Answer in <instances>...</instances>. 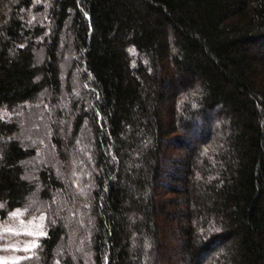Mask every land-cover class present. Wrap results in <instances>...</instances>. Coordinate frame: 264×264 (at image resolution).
<instances>
[{
	"label": "trees",
	"instance_id": "1",
	"mask_svg": "<svg viewBox=\"0 0 264 264\" xmlns=\"http://www.w3.org/2000/svg\"><path fill=\"white\" fill-rule=\"evenodd\" d=\"M0 204L4 264H264V0H0Z\"/></svg>",
	"mask_w": 264,
	"mask_h": 264
},
{
	"label": "rangeland",
	"instance_id": "2",
	"mask_svg": "<svg viewBox=\"0 0 264 264\" xmlns=\"http://www.w3.org/2000/svg\"><path fill=\"white\" fill-rule=\"evenodd\" d=\"M57 175V174H56ZM58 176V175H57ZM59 179V178H58ZM57 198L54 200V202H55V205L57 206V211L58 212H61V209L63 210V208L64 207H62V203H61V201L59 200L60 198L58 197V196H56ZM58 214V213H57ZM64 222V226L65 227H68V230H70V232H72V231H75L76 229H78L77 228V226H76V224H75V222L73 221V219L72 218H70V217H68V218H65V220L63 221ZM41 223V219H39V220H37V221H34V220H30L29 222H27V224L23 227L22 226V229H24V230H26V231H33V229H38V225ZM33 240V239H32ZM32 240L31 241H27V245L29 244V243H32ZM23 244V246L24 245H26L25 244V242L24 243H21V245ZM77 251V250H76ZM77 253H79V252H77Z\"/></svg>",
	"mask_w": 264,
	"mask_h": 264
},
{
	"label": "snow or ice",
	"instance_id": "3",
	"mask_svg": "<svg viewBox=\"0 0 264 264\" xmlns=\"http://www.w3.org/2000/svg\"><path fill=\"white\" fill-rule=\"evenodd\" d=\"M0 207H3V205L0 204ZM10 215L12 217H19V216L23 215V213H21V211L19 209H17L16 211L12 212ZM40 219L43 220L44 217H40ZM20 223L23 224L24 222L21 220ZM3 231L4 232H9V231H12V229L6 227V228L3 229ZM30 234H32V235H40V236L46 235V233L43 232V231H41L39 233H30ZM36 247H37L36 243H32V244L29 245V248H36ZM0 264H4V262L2 260H0Z\"/></svg>",
	"mask_w": 264,
	"mask_h": 264
}]
</instances>
